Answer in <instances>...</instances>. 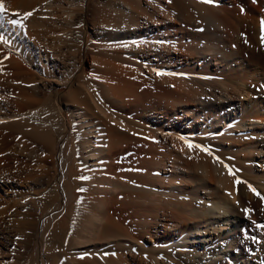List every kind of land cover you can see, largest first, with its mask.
<instances>
[{"label":"bare ground","instance_id":"bare-ground-1","mask_svg":"<svg viewBox=\"0 0 264 264\" xmlns=\"http://www.w3.org/2000/svg\"><path fill=\"white\" fill-rule=\"evenodd\" d=\"M19 1L17 8L8 7L7 14L0 18L10 34L17 31L20 35L19 40L0 33L8 41L0 43V81L10 80L2 89L6 93L0 95L4 106L0 110V162L5 170L15 174H20L23 158L24 162L48 160L58 139L55 135L64 138L68 129L63 123L65 109L52 102L53 86L46 75L66 70L70 76L64 83L69 84L76 72L74 61L68 67L65 54L54 52L52 69L39 67L42 81L37 82L39 76L30 69L34 48L29 45L27 49L23 40L27 37L41 45L50 24L61 26L63 21L59 23L56 18L61 11L68 17L63 34L70 42L82 43L84 23H77L78 28H74V17L79 14L81 20L80 14L88 7V0ZM139 1L109 0L104 8H98L95 24L110 32L104 43L120 53H110L114 62H99L100 74L89 71L78 75V84L64 93L75 128L68 140L71 159L61 155L67 176L62 192L64 203L60 201L54 214L42 217L41 228L35 227L40 230H35L37 239L24 238L25 247L33 248L36 264H221L224 260L227 264H251L245 263L244 252L239 248L241 232L256 214L252 210L259 208L264 194L258 197L253 193L249 202L240 198L237 201L235 177L228 171H233L232 161L226 156L240 151L244 156H264V89L255 91L259 87L255 83L264 82V72L259 64L252 65L238 52L243 46L241 41H246L251 25L256 23V15L254 18L247 12L236 14L233 0H225V4L151 0L157 10L153 7L155 11L141 17ZM29 12L33 15L24 19ZM12 19L22 20V26L11 24ZM178 29L198 37L193 47L195 56L185 62L179 57L185 40L177 34ZM124 49L127 52L120 51ZM60 50L63 51L61 46ZM140 65L151 74L142 75ZM151 97L160 99L156 109L168 117L177 116L184 109L193 119H202V137L191 136L187 142H197L194 145L210 149L211 154L209 161L197 165L201 183L195 178L192 189L178 185L179 180L178 184L177 180L173 182V176L163 189L155 187L154 172L159 167L170 166L179 179L197 171L188 160L194 148L189 149L186 141L177 139L179 128L164 124L165 121L162 127L158 126L160 129L122 126L128 122L130 100L135 102L132 108H144ZM131 121L135 126L137 120ZM253 159L234 161L236 172L244 176L255 174ZM46 171L41 169L40 175ZM132 176L136 179H130ZM217 190L222 194L217 196ZM140 205L144 209L142 220ZM57 218L67 222V229L56 222ZM139 226L144 228L146 237L152 235L150 228H155L158 236L165 238L164 247L139 241ZM224 229L229 230L221 234ZM60 230L63 240H59Z\"/></svg>","mask_w":264,"mask_h":264},{"label":"rangeland","instance_id":"rangeland-1","mask_svg":"<svg viewBox=\"0 0 264 264\" xmlns=\"http://www.w3.org/2000/svg\"><path fill=\"white\" fill-rule=\"evenodd\" d=\"M14 1L15 0H10L9 1L10 3H9L8 0H6V1L3 0L4 4L6 2L5 6L7 7V9L10 8L9 10H14L15 8H17L19 6L18 3L21 2L19 0H17L16 2H14ZM108 1L109 0H88L87 10L84 12V14H80V17H82V19L79 20L80 19V18H78L79 14L74 17V19L76 20V21L74 20L76 22L74 25V28H78L77 23L78 24L84 23L85 39L82 43L77 42V41L70 42V41H68V39H70V38H68L67 35L63 34L64 29L62 27L64 25H66V23L68 22L67 21L68 17L61 11H59L57 13L58 16L56 18L59 17L58 18L59 23L62 21L65 23L64 24H63V22L60 23L61 26H58V25L53 26L52 24H50V27L48 26V29H47V31L48 30H50V31H48V33H46L45 36L42 37V41L43 42L45 41L44 43L42 42L41 45L36 44L33 41V39L29 40L27 37L23 40V41L26 40L27 49H28L29 45H32L34 48L33 57L35 60L32 59L33 65H32V68H30V69L33 72H35V74H37V76H39L38 72H40L41 67L45 66L46 68H51V65L53 64L52 62L54 59V57H53L54 52L55 53L60 52L61 54H63V53L65 54V57L67 60L65 59L64 61L67 62V63L65 62V65L68 67L71 66L72 61H74V64L76 65V72L77 73L75 72L72 75V77H70V80L68 82L69 84L64 83V81H66L67 78H69V76H70L66 70L57 71V72L55 71V72L51 73L50 76L46 75L47 80L48 81L50 80L49 82L50 83L52 82V86H53V89H52L53 94L51 96L52 102L53 103L58 102L62 107H64L65 110H64L63 123H66L68 125V129H67V132H66L64 138H60L59 135H55L58 138V139L56 138L57 143L55 142L52 152L50 153V155H48L49 156V157H47L48 160L35 161V162H34V160L33 161L28 160V162L26 160V162H24V160H23L24 158H23L22 162H21L22 165L20 163V165H21L20 174H15L14 172L9 173L10 171L5 170V168L2 166V164L0 162V166H1L0 167V247H1L0 250L3 251V252L1 251L2 254L0 253V264H36L35 262H37V258L35 257L34 250H33V248L30 250L29 249L30 247L29 248L25 247V245L27 246V243L25 242L26 240L24 238H30L32 241H35L37 239L36 238V235H37L36 231L40 232L39 229L41 228V222H42L44 216L47 215L48 213L50 214V212H52L51 215L54 214L58 209L57 205L60 204V201L62 202V199H63L62 198V192L64 191V188H65L64 185L67 182V176L63 172V165H62L63 162H62V156L61 155L65 154L66 156H69L68 158L72 157L73 154L70 152L71 143H70V141L68 142V140H70V138H71L70 136L72 134H75L73 118L71 117L70 110L67 108V100L64 97V93H66L72 87H74L78 84V80H77L78 75H81L83 73L87 74V73H89V71L92 74L93 73L94 74H100L99 62H102L101 64H103V63L109 64L111 62H114L113 58H111V56H110L111 55L110 53H114V50L117 51V53H120L117 49H114L115 47L113 48L107 44L105 45V43H104V42L108 41L110 32L108 33V30L103 28L104 26H102V25L99 26L100 24L98 26H96V24H95V21L97 22V16L96 15L98 14V10H99L98 8L99 7L104 8V5ZM214 1L217 4H225V0H213V2ZM233 1L235 2L234 6H236V11L238 10L237 12L235 11L236 14L237 13L241 14L243 12H247L246 14H250L249 16H252L254 18L256 15V18H255L256 23L251 25L252 27L250 28V32H249V36H248L249 38L248 37L245 38L244 39V40H246L245 42L241 41V44L243 46H239L238 52L240 55L242 53L241 56L246 61L251 63L252 65L258 66L257 64H259L258 67L263 69L260 71L264 72V40H262V35L264 36V34H263L264 32H262V28L260 27L262 17L264 16V0H257V1L255 0V2H253V0H248L249 2L247 0H236V1L233 0ZM7 4H9V6ZM137 4H138V2L136 3V5ZM138 6H139V9L142 10V12L140 10L139 11L141 13H143L140 15L141 17H143V15L145 16L147 14L149 15V13H152L156 9V7H154L155 5L153 6V3L151 0H149V1L148 0H140ZM37 7H38V5H36V8ZM259 12H260L261 16H258V15H260ZM263 19H264V17H263ZM2 21H4V19H2V20L0 19V33L2 35H4L5 37L11 36L10 39H12V38L14 39L17 37L20 40L19 33L17 31H13V33L10 34L9 31L7 30V28L3 25ZM258 22H260V23H258ZM47 25H49V24H47ZM255 25H257V26H255ZM176 32H178L177 34H179V36L183 35L182 38L185 40L184 41L185 44H184V46H182L183 48L180 47L181 51H180V48L178 49L180 51L179 55L181 54L179 56L181 62L182 61L185 62V61H187V60H189L195 56V52L193 51L194 50L193 47L197 45L196 38H198V37L196 35H194V36L192 35V37H191L190 33L186 32V31L183 32L182 30H179V29H178V31L176 30ZM193 37L194 38L196 37L195 41L193 40L194 39ZM175 38L177 39L178 37H175ZM27 39H28V41H27ZM61 40H64V42L62 43ZM195 43H196V45H195ZM92 45H93V47H92ZM60 46L63 49V51L60 50ZM241 47H243V48L241 49ZM106 49H109V51L108 50L106 51ZM103 51L105 54H103ZM120 51L121 52H124V51L127 52L126 49H124L123 51L122 50H120ZM58 55H60V54H58ZM93 57L94 58L97 57V58L94 59ZM99 57H103L106 61L109 60V62H105V60L103 58L99 59ZM97 63H98V66H97ZM96 68H97V70H96ZM139 69H140V72L142 71L141 73L145 77H147V75L150 73V71L147 70V68H145L144 65H140ZM147 71H149V72H147ZM96 76H99V75H96ZM38 81H42L41 76L37 77V82ZM9 83H10V80H8V79L7 80L4 79V80H2V82L0 81V95H2V93L3 94L6 93V90L3 91L2 89L7 87L9 85ZM3 85H4V87H3ZM255 85L259 86L258 88L255 89V91H257V89L258 90L264 89V82L263 81L259 82V83H255ZM0 98H1V96H0ZM158 100H160V99H158V97H151V99H149V101L146 100L147 103L145 104L144 108L141 106L139 108H137V107L132 108L135 106L134 105L135 102H134V100H130L129 103L131 104V107H130L131 108L130 109L131 114L128 113L127 114L128 117L125 115L127 117V118L126 117L125 118H126V120H128V122H127V125L122 124V126L127 128L128 124H129V126L135 128V129H139L140 125H141V127H143V125H144L145 127H148V128H155V129L159 128L160 129V127H162V125L165 121L164 124H169L170 126L173 124L172 126H176L177 128H179L178 129L179 133L176 134L178 137L177 138L178 140L189 141L191 136L193 139H194V137H198V136L202 137L201 136L202 132L200 131L201 128L204 127V125L202 123V119L201 120H198L196 118L193 119V116L186 113L184 111V109H181L177 116L175 115L173 117L172 115H170L168 117L167 115H165L162 112V110H160L158 108L156 109V106H157L156 102H158ZM131 101H133V102H131ZM149 103H151V104H149ZM3 108H4V106L2 105V100H1L0 101V110H4ZM115 109L118 110L119 108H117V106H116ZM135 109H137L138 111L136 110L135 113H132V111H134ZM137 112L140 114V117H138L139 114H137ZM140 112L143 113L144 116ZM130 118H131V120H137L138 121V122L134 121L135 126H133V121H131ZM135 118H137V119H135ZM166 121H168V123ZM190 121H191V123H190ZM139 122L142 124H139ZM136 123H138V125H136ZM219 125H222V123L220 122ZM149 126H151V127H149ZM158 126H160V127H158ZM164 126L165 127H163V128H168V130L170 129V127H167L166 125H164ZM219 127H221V126H219ZM245 130L246 129H242V131H244V132H245ZM181 137H183L184 139H181ZM195 140H198V139H195ZM228 142L229 141H227V143ZM193 143L197 144V142H193ZM13 146H14V144H13ZM30 150L31 149H29V151ZM29 151L24 153V154L28 155ZM75 153L76 152H74V157L76 155ZM208 155H210V154H207L206 152L202 151L200 148H194V151H192L189 154L190 157H188V160L189 161L191 160L190 161V163H192L191 166H193V168H196V169H194L195 171L197 170L195 174L193 173L194 175L191 174L190 176H188V177H191L193 175L191 177V180H189L187 176H185L184 179H179V176H177V174L175 175V170H173V169L171 170L170 166H167L166 169L163 167H159L160 170L156 169V171L154 172L155 173V176H154L155 187L157 189L161 190L162 187L164 188V186H166L165 183L170 182L171 179L173 180V178H174L175 180L173 182H175L177 180L176 184H178V180H179V181H181V183L178 185L182 184L183 187H187V188L192 189V187H191L192 184H195L197 182V181H195V178H196V180H199V177H200V171L198 170V168H199L198 166H200L199 163L205 164L206 161H209L210 159L208 158ZM228 157L232 161L231 166H233L232 176H233V178L235 177L234 182L237 179L242 181L241 182L242 184L241 183L237 184L235 182L236 183V197H237L236 199H237V201L239 198H240L239 200L243 199L247 202L252 201V199H253L252 196H254V194H253L254 192H252L250 190L249 185H251L253 188H255L257 192L260 191L259 192L260 194H262V193L264 194V181L262 180V178L264 176V170H263L264 169V156H261V154H259V153H255V154L252 153L249 156L248 155L244 156V154L240 151L238 154L233 153V152H229L228 155L226 156V158H228ZM246 157H249V158L254 157L253 160H254V164L256 166V172H255V174L252 173L251 175H249V173H248L247 176L246 175L244 176L241 174L239 175V173L236 172V170L234 168V166L236 165L235 162H238L239 158H241V159L243 158V160H244V159H246ZM176 160H178L177 162L181 166L182 165L184 166V164L182 163V161H180V159H176ZM151 168H153V167L151 166ZM41 169L47 170L46 172L48 174L45 172V173H41V175H40ZM179 170L181 172V169H179ZM179 170L176 172H179ZM171 174H173V175H171ZM133 175H134V173H133ZM158 175H159V177H157ZM185 175H187V174H185ZM172 176H173V178H172ZM175 176H177V178ZM130 179H136V176L135 177L132 176V177H130ZM36 182L42 183V184L40 186H38V184ZM199 183H201V181ZM246 184H247V186H246ZM217 191H218V192H216L217 196H218V194H222L221 190H217ZM251 192H252V194H250ZM240 193H243V194H240ZM247 193H249V194H247ZM258 197H260V196H258ZM261 197H264V195L263 196L261 195ZM261 197H260L261 205L259 206V208L257 207L256 209L252 210V214L253 215L255 213L256 214L250 220L249 224L241 232L242 241L239 245V248L244 252L245 263L248 261L251 264H253L254 262L259 263V264L260 263L264 264V228H258L257 227V225L264 224V199L262 201ZM63 203H64V200L61 204H63ZM34 211H35V214L37 213L36 215H38V216L32 214V213H34ZM143 211H144L143 206L140 205L139 214H141V215H140L139 220L143 219L142 218ZM35 216L37 218H34ZM56 222L61 224L63 229H67V226H68L67 222H65L64 220H61V218L59 220L57 218ZM35 223L38 225H36ZM35 227L39 228V229H36ZM139 227H138V230H139L138 231L139 232L138 237L139 238L137 237L138 239H140L139 241H142L146 245H149V246L157 244V246H159L160 248L164 247L163 245L165 243V238L163 236H161L160 233H159L160 235L158 236L155 228H150V232L152 235L146 237L144 235V234H146L144 228L142 226H139ZM228 230L229 229H226V230L224 229V231H221V234L228 232ZM59 232L61 233L63 231L60 230ZM61 234H59L60 235L59 240H61V239L63 240L62 237L64 235H63V233H61ZM151 237H153V238H151ZM145 238H147V239H145ZM5 240H7L8 242H5ZM16 251H17V253H16ZM21 251H24L23 253L26 254V256H25V254L23 255L24 258L21 255V254H23V253H21ZM18 252H20V253H18ZM16 254L17 255L19 254L21 256H19V255L17 256ZM146 264H152V263H146ZM221 264H227L226 260H224Z\"/></svg>","mask_w":264,"mask_h":264},{"label":"snow or ice","instance_id":"snow-or-ice-1","mask_svg":"<svg viewBox=\"0 0 264 264\" xmlns=\"http://www.w3.org/2000/svg\"><path fill=\"white\" fill-rule=\"evenodd\" d=\"M170 2V0H169ZM204 2H208V3H211L213 2V0H204ZM253 2H255V0H253ZM7 8L5 7V4L3 2V0H0V18H3L6 13H7ZM14 15H19V13H14ZM33 15V13L29 12V13H26L24 15V19H26L27 17ZM11 24L13 25H18V26H22V20L20 19H12L10 21ZM261 28H262V32H264V19L261 20ZM262 40H264V36H262ZM8 41H6L4 39V37L0 36V43H7ZM161 74V73H158V75ZM181 139H183V137H181ZM187 146L189 147V149H192V148H200L202 151L208 153V154H211V150L208 149V148H205L203 146H200V145H194V144H191L189 142H187ZM217 160H219V158L217 157L216 158ZM227 167V166H226ZM228 171H229V174H233V171L231 168H228ZM82 179H88L87 177H82ZM242 181H240L239 179L236 180V183L237 184H240ZM249 188L251 189V191H253L257 196H260V193L256 191L255 188H253L251 185H249ZM82 190V189H81ZM230 195V194H229ZM262 199H264V197H261ZM243 211H245L246 213L247 212H250L249 209H244ZM258 228H264V224H260V225H257ZM113 255H115V253H113Z\"/></svg>","mask_w":264,"mask_h":264}]
</instances>
